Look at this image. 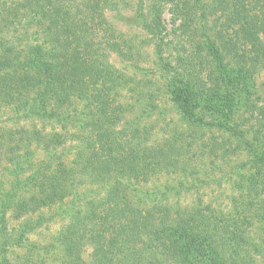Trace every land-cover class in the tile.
<instances>
[{"label":"rangeland","instance_id":"374dc122","mask_svg":"<svg viewBox=\"0 0 264 264\" xmlns=\"http://www.w3.org/2000/svg\"><path fill=\"white\" fill-rule=\"evenodd\" d=\"M21 1L0 0V4L14 7ZM180 1H161L154 10L146 0L144 9L140 10L139 0H117L114 8L106 10V19L117 32L121 51L108 52V70H101V76L95 75L91 81L79 78L64 81L61 74L66 71L43 73L42 80L51 99L46 102V113L41 118H22L20 111L25 101L17 112L13 102L6 103L0 97L1 202L16 180L24 182L36 174L39 180L31 185L29 193H23L27 199L35 195L38 203L32 202L24 211L18 210L17 205L12 206L3 220L0 215V264H65L67 253L60 246L59 233L105 194L94 192L93 187L99 189L103 184L97 183L102 175L96 171V179L90 178L95 168L85 170L79 153L86 151L88 140L95 137L97 130L109 131L114 127L131 140L127 151L141 154L143 158L133 160L135 167L131 162L117 160L118 156L108 163H102L100 158L94 165L98 168L101 164L103 169H108L109 180L133 167L143 169L140 175L129 174L131 178L123 179L127 182L124 183L126 197L136 207L150 210L171 206L173 216H186L191 207L202 203L213 209L204 217L213 216L216 219L212 222L218 221L233 229L236 218L243 212L236 207L248 208L244 211L246 223L239 218L237 223L247 234H242L247 238L249 250L243 263L264 264L261 215L264 197L260 196V190L264 189V164L250 159L238 141L243 136H257L259 146L264 149V63L255 66L251 71L255 73L246 84L238 80L233 85L227 83L224 88L227 101L231 92L237 98L229 114L230 102L224 105L222 99L205 100L196 94L194 90L202 84L196 79L188 81L184 76L192 71L197 72L198 80H208L209 76L217 80L216 74L223 65L207 58L201 37L189 43L180 27V13L187 9L203 27L201 33L217 28L213 37L219 44L216 30L221 20V2L204 0L206 6L200 10L194 3L183 6ZM155 15L165 25L154 35ZM10 18L4 22L5 30L9 28L6 38H11L13 30L8 23ZM158 44H163L160 50ZM192 57L195 70H186L189 67L184 68V64H192L189 61ZM200 64L202 68L196 70ZM224 65L231 72L233 66ZM172 75H181L180 87L189 97L191 118L197 119V124L189 122L173 100ZM18 155L17 165L9 161V157ZM43 175L48 187L40 189L36 185L43 181L44 178L40 179ZM52 177L62 178L53 192L49 186L55 185L56 180ZM28 222L41 223L29 231L25 228ZM92 251L91 245L83 247L80 257L85 264H99L94 262ZM159 257L175 264L170 258Z\"/></svg>","mask_w":264,"mask_h":264},{"label":"trees","instance_id":"16d2710c","mask_svg":"<svg viewBox=\"0 0 264 264\" xmlns=\"http://www.w3.org/2000/svg\"><path fill=\"white\" fill-rule=\"evenodd\" d=\"M161 1L173 0H149L151 9L155 10ZM145 2L146 0H139L140 10L144 9ZM180 2L183 6L194 3L200 10L206 6L204 0ZM220 2L221 20L219 29L216 30L219 44L214 42L213 37L217 28H210L209 32L201 33L203 27L200 23L197 24L198 21L193 15L185 11L187 9H183L179 19L180 27L189 43L201 37L207 58L223 65L216 74L217 80L213 76H209L208 80H198L197 72L192 71L184 77L188 78V81L196 79L202 84L194 91L204 96L205 100L222 99L224 105L230 102L227 110L229 114L234 110L237 98H234L231 92L230 101H227L224 90L227 83L232 82L233 85L238 80L246 84L255 73H251L255 66L264 63V0ZM116 4L117 0H22L14 7L1 3L0 23L3 25L0 26V97L3 101L13 102V109L17 112L25 101L22 105L24 109L20 111L21 117L29 120L41 118L46 113V102L51 99L42 80L43 73L48 70L66 71L61 74L64 75V81L72 78L91 81L95 75L101 76V70H108V52L121 51L122 45L116 30L106 19V10L114 8ZM8 17H11L8 23L13 26L11 38H6L9 28L6 31L4 25ZM152 21H156L155 28H152L155 35L165 24L159 15H155ZM26 24H29V28ZM161 46L163 44H158V47L156 45L159 50ZM158 49L157 53H160ZM189 61L192 64H184V68L189 67L185 68L186 70L193 69L194 57ZM224 63L233 66L232 70L235 71H228ZM201 68L202 64L196 65V70ZM179 76L172 75L173 100L181 108L182 115L188 117L192 124H197L198 120L191 118L190 100L180 87L183 82L180 80L181 75ZM98 110L103 112L102 108ZM103 114L107 117L106 112ZM221 122L220 120L219 123ZM224 126L231 131L232 128H228L226 124ZM96 127L100 128L98 125ZM122 134L123 131H117L116 127L109 131L103 128L102 131L97 130L95 137L88 140L86 151L79 153L81 163L85 162V170L91 166L95 168L91 171L90 178L96 179V171L102 175L97 183L103 184L99 189L93 187L94 192L97 194L102 191L105 194L92 202L87 212H77L75 220L59 233L60 246L67 253L64 263L85 264L80 253L85 245H91L93 260L99 264H171L159 256H164L165 260L170 258L175 264H244L249 250L246 245L247 238L242 234H247L243 226L237 223L239 219L243 224L246 223L247 215L244 211L248 208L236 207L237 211L243 212L239 219L236 218V227L233 229L227 227V224L212 222L216 219L212 218L213 216L204 217L206 212L212 213L213 209L202 203L191 207L186 216H173L170 212L171 206H158L150 210L136 207L126 197L127 182L123 179L131 178L129 174L140 175L143 169L134 168L133 160H141L143 157L141 154L133 155L127 151L132 142ZM238 141L250 159L264 164V149L259 146L257 136H243ZM19 156L9 157V161L17 165L16 159ZM116 156L117 160L131 162L134 167L133 170L121 172L118 178L109 180L108 169H103L101 164L97 168L94 163L100 158L102 163H108ZM110 164H113V160ZM37 177L36 174L24 182L16 180L12 189L5 192L2 202L0 200L2 220L12 206L17 205L18 210L24 211L29 209L32 202L38 203L35 195L30 199L23 196V193L30 192ZM40 179L43 181L35 185L44 189L47 186V182H44L45 175ZM55 180L56 184L49 186L52 192L61 183L62 178ZM255 187L251 189L255 191ZM263 195L264 189L260 190V196L264 197ZM261 206V215L264 218V198L261 200ZM40 223L28 222L25 228L32 231ZM237 232L239 237L235 234Z\"/></svg>","mask_w":264,"mask_h":264}]
</instances>
